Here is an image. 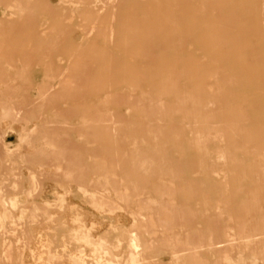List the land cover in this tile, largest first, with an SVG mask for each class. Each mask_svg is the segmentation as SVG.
Here are the masks:
<instances>
[{
  "label": "rangeland",
  "instance_id": "1",
  "mask_svg": "<svg viewBox=\"0 0 264 264\" xmlns=\"http://www.w3.org/2000/svg\"><path fill=\"white\" fill-rule=\"evenodd\" d=\"M131 253L264 264V0H0V264Z\"/></svg>",
  "mask_w": 264,
  "mask_h": 264
},
{
  "label": "bare ground",
  "instance_id": "2",
  "mask_svg": "<svg viewBox=\"0 0 264 264\" xmlns=\"http://www.w3.org/2000/svg\"><path fill=\"white\" fill-rule=\"evenodd\" d=\"M261 9H262V8H261V3H260V2H258V3H254V4L251 6V10H252L254 13H256L257 15L260 14ZM137 241H138L137 238L134 237V239H133V244H134L135 247L137 246V243H138ZM11 249H12V248H11ZM130 261H131L132 264L135 263V261H136V254H135V253H131Z\"/></svg>",
  "mask_w": 264,
  "mask_h": 264
}]
</instances>
